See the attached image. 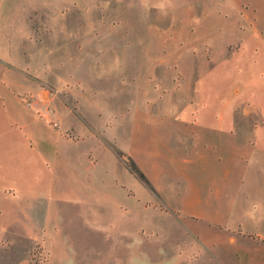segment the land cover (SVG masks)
I'll use <instances>...</instances> for the list:
<instances>
[{"label":"rangeland","instance_id":"obj_1","mask_svg":"<svg viewBox=\"0 0 264 264\" xmlns=\"http://www.w3.org/2000/svg\"><path fill=\"white\" fill-rule=\"evenodd\" d=\"M152 3L0 0V264H264V0Z\"/></svg>","mask_w":264,"mask_h":264},{"label":"crops","instance_id":"obj_2","mask_svg":"<svg viewBox=\"0 0 264 264\" xmlns=\"http://www.w3.org/2000/svg\"><path fill=\"white\" fill-rule=\"evenodd\" d=\"M251 6H252L251 7L252 11L259 9L258 5L256 4H252ZM2 15L3 14H0V17ZM4 32L5 31L3 29V26L1 25V28H0V74L2 75L7 74L8 73L7 71L9 70L7 67H5L6 65L4 61L5 58L2 56L10 53L9 52V49H10L9 42L6 40L3 34ZM2 75L0 78H3ZM3 84H6V82ZM254 107L256 109L260 108L261 120L253 121V122L237 123L233 117L234 113L231 114V111H230L233 121L230 122L231 125L230 124L229 125L231 126L232 130L238 129V128H244L248 130V133L246 134L248 136V143L243 149L245 152V157L247 161L251 162L252 169H253L251 172L252 176L254 174H257V175L260 174L262 177H264V109H261V106H257V105ZM214 125H215L214 121L212 122L208 121L202 124V131H207V133L203 132V134L205 133V135L200 140V148L196 154L197 159L200 161L213 160L214 156L217 154V152L220 149V142L219 140L216 139L217 137H215V134H214V131H215ZM218 125H220V121H218ZM230 132L232 133L231 130ZM18 142L13 144L14 148H16V151H20V153L23 154V151L27 149V146H29L30 143H28V140H26V142H23V140H20ZM61 154L62 152H60L58 148H55L52 151H50L49 154H47L46 156L47 164H49L50 161L55 162L56 160H59ZM186 160L189 161L190 157L186 158ZM56 165L60 166L58 163Z\"/></svg>","mask_w":264,"mask_h":264},{"label":"clouds","instance_id":"obj_3","mask_svg":"<svg viewBox=\"0 0 264 264\" xmlns=\"http://www.w3.org/2000/svg\"><path fill=\"white\" fill-rule=\"evenodd\" d=\"M165 3L171 4V0H165ZM141 6L149 11L155 9L158 14H167L164 3L153 4L152 0H141Z\"/></svg>","mask_w":264,"mask_h":264},{"label":"trees","instance_id":"obj_4","mask_svg":"<svg viewBox=\"0 0 264 264\" xmlns=\"http://www.w3.org/2000/svg\"><path fill=\"white\" fill-rule=\"evenodd\" d=\"M131 172H133L135 175H137L141 180L147 182V179L145 178L143 172L139 170L136 166L130 167Z\"/></svg>","mask_w":264,"mask_h":264}]
</instances>
